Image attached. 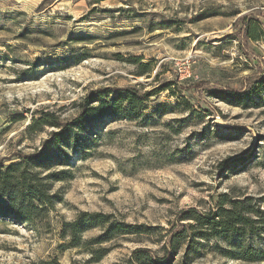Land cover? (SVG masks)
<instances>
[{
	"label": "rangeland",
	"instance_id": "obj_1",
	"mask_svg": "<svg viewBox=\"0 0 264 264\" xmlns=\"http://www.w3.org/2000/svg\"><path fill=\"white\" fill-rule=\"evenodd\" d=\"M243 16L257 22L259 40L240 36ZM146 65L151 72L142 74ZM263 67L264 0H0V159L6 164L37 152L57 131L28 130L41 112L66 122L96 90L147 92L174 83L149 97L142 114L102 118L52 147L55 157L40 175L66 173L47 186L53 204L31 222L0 215V264H124L142 247L157 264H264V256L225 255L240 245L264 253L260 222L229 241L188 231L177 249L166 246L189 207L207 211L225 198H250L261 211L251 217H264V91L220 99L221 90L254 82ZM82 211L147 232L129 227L95 244L91 238L101 230L93 227L74 246L61 224Z\"/></svg>",
	"mask_w": 264,
	"mask_h": 264
},
{
	"label": "trees",
	"instance_id": "obj_2",
	"mask_svg": "<svg viewBox=\"0 0 264 264\" xmlns=\"http://www.w3.org/2000/svg\"><path fill=\"white\" fill-rule=\"evenodd\" d=\"M240 36L246 41L259 40L262 36L258 31L257 22L253 17H242ZM256 76L254 82L246 84L239 90L225 88L221 92L231 98L243 99L246 96L255 94L260 95L264 91V67ZM151 72V68L146 65L142 74ZM174 83L167 81L154 87L151 91L140 92L135 86H124L123 88H108L96 90L84 99L80 104V110L73 119L61 122L53 114L43 113L42 116L33 119L28 126V130L33 133L42 131L45 126H53L57 131H52L50 137L43 142V146L35 153H25L18 155L6 164L5 160L0 159V215L12 216L26 221H35L48 211L52 205L48 194L49 182L63 179V171L45 173L40 175V170H47V163L55 157L52 147L61 146L70 138L73 131H80L83 127L93 124L96 121L109 116L120 118L132 117V115L142 114L145 109L146 101L152 95L171 89ZM216 91V90H215ZM211 91V93H216ZM220 98L223 101L231 102L228 97ZM185 101V109L190 106ZM76 137V136H75ZM247 198L243 201L222 199L217 206L210 210L202 211L193 207L186 208L179 214L177 226L171 228L166 243L169 247L177 249L182 240L186 238L187 232L191 236L199 239H214L221 237L226 241L235 235H243L246 231H254L256 223L264 226V217L253 219L251 215L258 212L255 210ZM228 204V206H225ZM184 222V223H180ZM63 238L73 241L72 245H77L83 233L93 227H99L101 232L91 238L95 244L108 242L115 237L127 234L131 225H124L115 220L111 221V216L101 212L82 211L76 218L65 221L61 224ZM131 229L138 230V233L147 232L142 226H132ZM194 239H192L193 241ZM166 248V247H165ZM107 250L105 248L96 255L95 260H99ZM236 254V255H235ZM264 253L253 246L240 245L236 253L225 252L227 256H233L243 261L258 260ZM158 258H154L151 251L147 248H137L131 252L128 260L124 264H157Z\"/></svg>",
	"mask_w": 264,
	"mask_h": 264
}]
</instances>
